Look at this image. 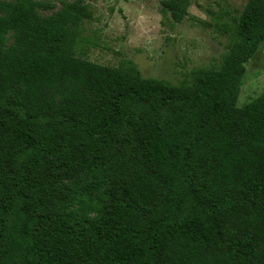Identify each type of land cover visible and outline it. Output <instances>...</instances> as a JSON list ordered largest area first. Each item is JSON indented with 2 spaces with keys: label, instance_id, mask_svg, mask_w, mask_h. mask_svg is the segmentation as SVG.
I'll use <instances>...</instances> for the list:
<instances>
[{
  "label": "trees",
  "instance_id": "trees-1",
  "mask_svg": "<svg viewBox=\"0 0 264 264\" xmlns=\"http://www.w3.org/2000/svg\"><path fill=\"white\" fill-rule=\"evenodd\" d=\"M86 1L0 0V264H264V0L190 87L77 53Z\"/></svg>",
  "mask_w": 264,
  "mask_h": 264
},
{
  "label": "rangeland",
  "instance_id": "rangeland-1",
  "mask_svg": "<svg viewBox=\"0 0 264 264\" xmlns=\"http://www.w3.org/2000/svg\"><path fill=\"white\" fill-rule=\"evenodd\" d=\"M54 5L75 0H37ZM163 0H90V18L80 28L76 52L113 68L130 67L144 79L190 87L195 74L219 70L236 34L246 0H190L188 16L175 23ZM48 15L50 12H42ZM264 90V42L245 64L237 107Z\"/></svg>",
  "mask_w": 264,
  "mask_h": 264
}]
</instances>
